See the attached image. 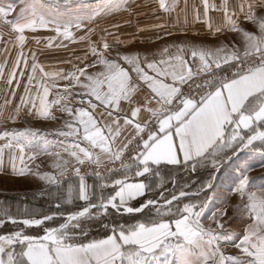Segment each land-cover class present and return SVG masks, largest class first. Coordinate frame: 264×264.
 <instances>
[{
  "label": "snow or ice",
  "instance_id": "obj_1",
  "mask_svg": "<svg viewBox=\"0 0 264 264\" xmlns=\"http://www.w3.org/2000/svg\"><path fill=\"white\" fill-rule=\"evenodd\" d=\"M123 6L121 0L75 5L20 0L18 9L0 3V29H8L7 37L0 31L5 41L0 123L56 119L54 107L67 115L56 133L62 140L50 141L28 127L0 129V168L6 154L19 176L31 169H18L16 160L23 164L29 152L35 159L34 149L54 158L55 172L33 175L56 200L49 213H29L26 207L19 219L0 207V228L15 226L0 232V264H264V187L251 190L256 180L248 175L254 155L264 160V0H248L247 11L241 2L239 12L229 11L228 0L219 5L202 0V11L194 8L195 20L203 17L209 32L219 34L225 27L241 32L242 47L182 40L151 51L124 50L136 37L122 38L118 24L91 39L96 29L89 22ZM156 6L164 12L175 8L173 0H157ZM211 11L222 12L224 24L215 25ZM241 14L258 31L242 28ZM153 27L155 40L144 43L173 35L165 25ZM41 29L56 35H35ZM74 30L83 32L79 40L88 47L76 63L62 61L70 70H50L37 52H25L29 33L52 48L76 39ZM58 37L61 43L54 45ZM9 43L16 49L14 59ZM172 169L182 170L187 183L173 178L166 184ZM88 176L94 178L91 185ZM232 194L240 198L234 216L227 207L211 210ZM76 201L82 202L76 210L65 207ZM237 220L238 232L227 227ZM92 224L102 229L101 238H89ZM229 247L237 251L229 253Z\"/></svg>",
  "mask_w": 264,
  "mask_h": 264
},
{
  "label": "rangeland",
  "instance_id": "obj_2",
  "mask_svg": "<svg viewBox=\"0 0 264 264\" xmlns=\"http://www.w3.org/2000/svg\"><path fill=\"white\" fill-rule=\"evenodd\" d=\"M78 2L88 3V4H94L97 2V0H73V4ZM174 4L176 5L179 0H173ZM0 3H14L17 5V9L20 6V0H0ZM122 5H124L120 10H112L109 12H105L102 15H99L97 18L94 19L91 23V26L96 29V34L91 37V39L97 40L99 36L101 35L100 29H109L112 31H115V29H112V25L118 24L120 25L119 28V34L121 37H136V42L131 45L130 47L124 49V50H155L158 46H162L164 43H172V42H180L182 40H191L197 43H203L209 47L216 48L219 47L221 44H227L230 47L232 45L240 46L243 45V35L241 32L236 31H230L225 27V30L219 34H213L208 31L204 30H192L191 32H188L186 29L176 30V29H170L168 26L165 25L168 30H171L173 32V35L171 37H165L162 41H155L154 43H144L143 41L149 37H151L153 40H155V36L157 35L158 29H155L153 26L156 25V22L159 20H163L162 18L167 19V17H171L173 13L170 12H164L162 10H159L157 8V0H121ZM84 11H87L85 9ZM13 15H15L13 13ZM154 23V24H153ZM240 26L248 31H258L256 26L242 18L239 21ZM159 25V24H157ZM144 28L147 29L145 32H140L139 29ZM4 33V36H8V29L3 28L0 29ZM196 33H199V35H196ZM160 35H164L163 32L159 33ZM28 40L26 41L25 46V52H28L29 50L35 51L38 54V59L41 63L45 64L46 66H50V70L62 67L66 71L71 69V65L68 63H62V61H68L72 60L73 63H76L75 57L77 56H83L85 50L88 47L87 41L81 42L79 40V36L83 35V32L79 30H74V36L76 39L72 41L63 40V44L65 47H47L46 41H43L41 43H37L35 40L32 39L31 33L27 34ZM35 35L44 38L49 36H55L56 33L52 32L50 30L41 29ZM62 38H57L56 41H53V44H59L61 43ZM5 41H0V60L3 59V43ZM9 51L11 52V58L14 59L16 55V49L12 47V45L8 44ZM46 52L45 55H40V52ZM117 49L116 46L113 45V55H115ZM82 66L83 61L79 62ZM56 93L55 90L52 91L50 94L51 99L55 97ZM13 127L17 128H32L35 130H39L41 135L45 134L44 130L40 129L39 123L37 121L32 122L29 124V122H26V125L24 121H19L18 125L14 126H1L0 129L8 128L11 129ZM48 137H51L55 134L56 129L55 125H51V129H49ZM51 138L48 140L54 141ZM42 143V141L40 142ZM35 152H37L36 159H39V149H34ZM31 153V152H29ZM32 154V153H31ZM172 175L167 177L165 179V183L167 184L169 180L175 178L179 180L180 185L187 183L186 179L182 178L183 173L180 169H172L171 170ZM33 175V174H32ZM248 175L251 178H255L256 183L253 185L251 190H256L258 188L264 187V183H261L260 178L264 177V160L260 158L259 155H254L251 167L248 171ZM9 174L4 173L0 175V207H5L10 209L11 214L15 216L16 218H22L25 214V208L27 207L29 213H49L52 205L56 203V200L53 195L49 193H45L47 195V198L43 194L41 195L40 192L43 191H24V189H20L21 187H17L18 181L15 182V179L8 177ZM33 179L36 178L35 175L32 177ZM38 179V178H37ZM195 179V177H193ZM23 180V179H22ZM87 182L91 185L94 182V178ZM74 183L76 181L74 180ZM179 187V185H177ZM169 190H171V186H169ZM34 194V195H23V194ZM30 196L27 198L24 202H18L16 201L18 196ZM211 195V193H209ZM224 195L228 196V193H225ZM239 196L232 194L229 196V198L225 201L223 200V197L217 201L215 204V207L211 210H216L218 208L227 207V213L229 217H232L235 215L233 212V206H235L239 202ZM82 202L76 201L73 205H65V207L69 208L70 210H76L78 206H80ZM119 220H121L120 217H118ZM108 219H113L112 215H109ZM116 219V218H115ZM118 221V219H116ZM62 221H57V223ZM54 226V225H52ZM227 227L239 231L240 225L237 221H228ZM11 230H15V226H13L11 223L5 224L2 228H0V232H8ZM29 234H39L43 235L42 230H29ZM229 253H234L237 250L232 249L231 247L227 250Z\"/></svg>",
  "mask_w": 264,
  "mask_h": 264
},
{
  "label": "crops",
  "instance_id": "obj_3",
  "mask_svg": "<svg viewBox=\"0 0 264 264\" xmlns=\"http://www.w3.org/2000/svg\"><path fill=\"white\" fill-rule=\"evenodd\" d=\"M210 2H214L216 4H221L222 0H210ZM243 2L245 4V11H247L246 5L248 3V0H228L229 4V11L232 9H236L239 12V5ZM185 5H187V10L185 11ZM202 0H179V2L175 5V8L173 11V15L170 17L162 18L163 20H159L156 22V25H169L168 27L170 29H186L188 32H191L192 30H204L208 31L207 25L203 23V17H201L200 21H196L194 18V8H201L202 11ZM210 17L212 18V21L215 25H222L224 24L223 14L220 11H211L209 13ZM242 15V14H241ZM185 17H187V22H185ZM154 24V23H153ZM61 84L63 82H60ZM22 91V89H21ZM56 93V92H55ZM4 99V80L0 79V106L3 104ZM49 99H51V96H49ZM18 103V98L17 101ZM12 111L11 105H9L8 108L4 109V119L5 121L8 120L9 114ZM54 115L56 116V119H41V118H35V119H29L28 121H25L23 118L25 125L26 122H29L31 124L34 121H37L39 123L40 129L45 131V134H47V139L51 138L48 137L49 129H51V125H55L56 132L52 136V140L57 139H63L58 138L56 133L58 130H61L65 127L64 125V119L67 118L66 113H61L57 108L54 107L53 109ZM16 121L15 124L11 122L7 123H0L1 126H14L18 125L19 121ZM71 139V138H69ZM0 143H3V141H0ZM56 149H50L49 151H55ZM31 155V153H28L25 158L23 164H21L20 160H16V166L19 169L20 167L30 168L31 172H26L25 176H19L16 174H13L11 171V163L9 161V157L6 154L4 158V164L3 167L0 168V175L7 173L9 174L8 177L15 179V182L18 181L19 184H17V187H21L20 189H24V191H43L47 185L44 181H41L37 176L35 179H33V173H36L37 171L43 172V171H49V172H55V169L51 167L52 163L54 162V158L40 152L39 150V159H29L28 157ZM39 166L37 168L36 166ZM116 167H119V163L115 165ZM130 178H134V173H128ZM38 178V179H37ZM90 178L93 179V177L87 178V180H90ZM114 178H120L119 176H116ZM23 179V180H22ZM133 203H136L133 201Z\"/></svg>",
  "mask_w": 264,
  "mask_h": 264
},
{
  "label": "trees",
  "instance_id": "obj_4",
  "mask_svg": "<svg viewBox=\"0 0 264 264\" xmlns=\"http://www.w3.org/2000/svg\"><path fill=\"white\" fill-rule=\"evenodd\" d=\"M92 180V178H90V180L89 181H91ZM73 183H74V180H73ZM41 193V195L43 194V196L45 197L44 199H46L47 198V192L46 191H43V192H40ZM46 193V194H45ZM30 193H27V194H23V195H29ZM30 195H34V194H30ZM35 196V195H34ZM30 196H18L17 197V199H16V201H18V202H24L27 198H29ZM0 198H2L1 196H0ZM149 198H154V197H152V196H150ZM111 215V214H110ZM136 216H137V218H142V217H140L139 216V214H136ZM119 216H116L115 218L116 219H118V221L119 222H127V223H133L134 222V220H132V219H128V218H124V219H122L121 217V220H119V218H118ZM109 220H111V219H109ZM55 226V225H54ZM89 228H90V237L89 238H101V235H102V229L100 228V226L99 225H96V224H92V225H90L89 226Z\"/></svg>",
  "mask_w": 264,
  "mask_h": 264
},
{
  "label": "built area",
  "instance_id": "obj_5",
  "mask_svg": "<svg viewBox=\"0 0 264 264\" xmlns=\"http://www.w3.org/2000/svg\"><path fill=\"white\" fill-rule=\"evenodd\" d=\"M83 171H84V172H90L91 169L85 168V169H83ZM69 175H71V172H69ZM89 177H91V176H88L87 178H89Z\"/></svg>",
  "mask_w": 264,
  "mask_h": 264
}]
</instances>
